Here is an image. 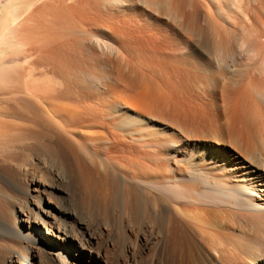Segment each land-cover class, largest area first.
Wrapping results in <instances>:
<instances>
[{
  "label": "rangeland",
  "instance_id": "374dc122",
  "mask_svg": "<svg viewBox=\"0 0 264 264\" xmlns=\"http://www.w3.org/2000/svg\"><path fill=\"white\" fill-rule=\"evenodd\" d=\"M104 1L28 0L20 2L0 0V13H3L0 16V26L2 25L0 27V84L9 82L11 84V78L14 77L12 82L28 86L38 96L46 95L54 99L58 97V100H63L62 102L66 104L77 105L79 103L80 106L90 104L89 100H86L87 94L84 91L87 85L97 88L102 94L105 93L104 95L109 99L112 98V92L106 89L109 85L116 87L115 90H118L119 95L121 91L133 96L132 100L136 108L128 110V113L138 119L135 126L137 130L143 126L149 129V147L165 149L166 146L167 150L163 153L168 159L170 168L173 167L175 171L183 168L184 178H191V174L186 170L194 169L198 174L203 173L201 175L210 174V179H214L216 175V179L220 181L223 179L222 183L227 182L230 185L228 188L233 199L231 198L232 200L228 201L230 203L227 202L225 206L236 216L233 219L235 223L227 229L231 234L239 236L247 232L252 233L250 227L254 223H261L250 217L264 215V185L261 183L264 180V145H262L264 138H262L263 141L254 139L260 145L255 144L257 147L253 154L246 155L250 159L243 158L244 152L232 145V139L233 131L244 133L246 129L241 127L242 123L236 122L233 116V118L230 117L228 112L230 104L241 96L244 85L250 87L251 91L254 88L253 83H249L251 77H264V66L261 69L252 68L251 62L249 63L246 59L252 52L248 44L244 43L243 30L251 27L252 24L251 15L249 17L245 11L246 1L241 0L243 1L241 4L240 0V2L238 0H122L120 5H115L110 0L103 3ZM71 3L74 4L71 5ZM259 13L258 17L262 21L264 9H261ZM243 16L247 18V21ZM35 21H37L36 24H34ZM47 24L54 26L48 27ZM61 25L65 26V29ZM40 26H45L46 30L43 29L40 32L41 30L37 29ZM34 27L36 30L33 29ZM219 38L224 41V46L220 49L214 46V42ZM227 40L230 41V45H227ZM225 52H229L231 57L229 58ZM231 67L234 68L231 69ZM203 72L205 75L208 73L210 78L212 77L207 84L208 87L198 80L200 75L205 76ZM149 82L158 86L165 95V108L146 107H151L149 94H146V92L149 93V88L144 90L142 86L144 84L149 86ZM248 84L253 87L251 88ZM0 101V105L14 104V100L9 99L7 95H0ZM115 104L118 107L116 115L124 113L123 103L119 100ZM173 122L186 123L192 129L200 127L206 129L207 132H212L219 127V134L216 136L223 144L215 143V138L211 136L198 138L200 136L189 135L187 137V134L181 132ZM251 129L254 130V127ZM262 133L264 137V131ZM156 135L159 137L157 138ZM240 137L242 141L243 134H240ZM158 144L159 147H157ZM25 154L29 161L21 165L15 176L5 171L1 174L8 180L16 179V182L22 183L21 186L16 185V187L22 195L26 196L30 209L36 213L40 198L43 204H46L47 200L54 204L60 202L57 196L62 195L63 191L52 189L49 186L52 181H62L61 183L68 191L69 186H67V180L59 165L46 157L42 151L26 150ZM32 176L45 182L42 190L44 192L41 194L30 189L26 190L27 184L24 180ZM175 176L180 177L176 174ZM217 184L220 185L218 182ZM234 187L240 190L237 195L245 199L247 204L238 201ZM67 190L64 193L66 202L70 203L77 213L81 210L78 215L88 219L89 211L79 206L77 197ZM26 193L29 196L25 195ZM7 209L12 213L16 222L22 218L23 209L21 207L13 206L12 208V205L8 203ZM52 210L55 211L56 206L53 205ZM55 213L58 214V209ZM106 218L99 217L93 225L92 231L97 232L96 240L92 245L93 249L81 248L80 241H77L75 246H70L68 241L65 243L59 241L55 243L57 246L54 245V249H57L67 260L73 263L79 261V264H171L166 260L167 256L163 253L162 245H159L160 241L158 234H155V228H149L148 225L143 224L141 226L143 234L128 221L120 222L119 225V221L115 218H107L110 221ZM75 221V218L68 219L70 227L76 223ZM121 225L125 230L121 229ZM31 226L33 235L40 237L41 241L48 239L49 230L36 222ZM97 226L99 229H96ZM23 230L28 231L29 229L25 227ZM87 234V232L84 233L83 237ZM197 234L192 235L197 245L198 258L195 264H221L218 260L220 248L208 245ZM0 240L6 243V238H0ZM106 241L109 242L108 247L104 245ZM59 245H63V248ZM99 246L102 248L96 254L95 250ZM32 248L34 247H28V244L24 246L21 264H45V261L56 257L54 252L48 255L46 247ZM27 254L30 260L26 259ZM7 259V256L4 257L1 264H11ZM247 263L250 264V261Z\"/></svg>",
  "mask_w": 264,
  "mask_h": 264
},
{
  "label": "bare ground",
  "instance_id": "6f19581e",
  "mask_svg": "<svg viewBox=\"0 0 264 264\" xmlns=\"http://www.w3.org/2000/svg\"><path fill=\"white\" fill-rule=\"evenodd\" d=\"M14 1L26 2L28 0ZM106 1L107 0L103 3ZM110 1L114 2L115 5L122 4V0ZM243 1H246L245 11H247L246 13L249 17L251 15L252 19L251 27L243 30L244 43L248 44L252 51L251 53L248 51L250 54H248L246 59L247 61L249 60V63L251 62L250 66L252 68L261 69L264 66V19L261 21L258 17V13L261 9H264V0ZM243 1L240 3L243 4ZM73 4L71 3V5ZM2 14L1 12L0 16ZM245 21H247V18ZM36 22L37 21H35L34 24H36ZM30 24L32 25V23ZM47 25L48 27L54 26L52 24ZM0 27H2V25ZM61 27H63V25H61ZM33 29H35V27ZM37 29L42 32L43 29L46 30V27L40 26V28ZM227 45H230L229 40H227ZM214 46L220 49L224 46V41L219 38V40L214 42ZM228 53L229 52L226 54L229 56ZM230 57L231 56H229V58ZM232 68L234 67H231V69ZM8 75H6L7 78ZM9 76L11 77V75ZM211 78L207 73L205 76L200 75L198 80L202 85L208 87L207 84ZM11 79L14 80V77ZM12 80L11 84L10 82L8 84H0V95H7L9 99L14 100L13 105H0V238H6V243L0 240V264L3 263L2 259L6 256L9 263L21 264V254L26 244H28V247L32 246L38 249L46 247L48 255L51 252L56 254L55 258L45 261V264H79V261L73 263L64 258L57 249H54V245L59 241L63 243L68 241L70 246H75V243L80 241L81 248L86 250L88 247L92 248L94 240H96L97 237V232L92 231L93 225L96 224V219L102 216L108 219L115 218L116 221H119V225L120 222L128 221L143 234L144 231L142 232L141 230L143 224L148 225L149 228H155V234H158L157 236L160 241L159 245L163 246H161L164 251L162 252L166 254V260L171 264L197 263V245H195L192 237L194 232L195 234L198 233L197 235H199L202 240H205L208 245L220 248L218 251L219 259H217L221 264H248L247 262L249 261L250 264H264V215H253V217H250L254 218L255 221L259 220L261 223H254V225L250 227L252 233L248 234L247 232V234L242 236L231 234L229 232L230 230L227 228L232 227V223H235L233 219L236 216L234 212L229 211L226 208L227 206H225L228 201L233 199V195L228 188L230 185L227 182L222 183L224 182L222 181L223 179L221 181L216 179V175V177L213 175L214 179H210V174L208 176L201 175L203 173L198 174L194 169L186 170L185 167L184 169L191 174L192 177L184 178L183 168H178L177 171H175L173 167L170 168L168 159H166V155L164 154V150H167L166 146L165 149H161L159 144L157 146L159 148L149 147V129L145 126L141 127L139 130L135 128L138 119L131 113H128V110H135L136 108L132 100L133 96L131 97L129 94L126 95V93L121 91L119 95L117 94L118 90H115L117 88L109 85L108 87L105 86L108 91L112 92V98L109 99L104 95L105 93L102 94L97 88L87 85L85 89H82L86 92V100H89L90 104L80 106L77 102V105H69L68 103L67 105L62 102L63 100H58V97L54 99L46 95L38 96L34 94L28 86H23L19 83L16 84L14 81L12 82ZM249 83H253L254 88L248 84L251 86L252 91L250 87L244 85L242 87L241 96L239 95L240 97L230 104L231 107L228 110L231 115L229 116H233L236 122L242 123L240 124L243 125L241 127L246 129L244 133H242L243 131H233L232 139V145L244 152L243 158L245 159L248 158V155L250 156L253 154L257 147L255 144H259L258 142L257 144L254 139L257 138L258 141H263L262 138H264L262 136V132L264 131V77L253 76ZM142 88L144 90L149 88V93L146 92V94H149L148 99L151 107H146H156L155 109L165 108L166 98L158 86L149 82V86L144 84ZM145 98H147V95ZM119 100L124 105V113L116 115L118 107L115 103ZM69 101L71 102V100ZM4 111L6 112L5 115ZM178 122L173 123L181 132L187 134V137L189 135L200 136L198 138L211 136L213 139L215 138V143L223 144L216 136L219 134L218 131L220 130L217 126L214 131L207 132L206 129L200 127L192 129V127L187 126L186 123ZM238 127L239 126H237V128ZM252 127H254V130L251 129ZM240 130H242V128ZM239 133L243 134L242 141ZM150 139L152 138L150 137ZM156 143L155 141V144ZM262 143V145H264V142ZM155 144L151 143V145ZM234 147L233 149L236 150ZM32 149L42 151L46 157L52 159L59 165L61 168L60 170H62L67 180L68 189L71 191L70 193L77 197V204L83 208L85 207L89 211L90 214L88 213V219L78 215L81 210L77 213L76 209H73L74 207L72 208L70 203L66 202L67 199L64 193L67 188L63 186L61 183L62 181L56 180L52 181L50 185L47 184L55 191L59 189L63 191L62 195L57 196L60 202H55L56 204H54V202L47 200L46 204H43L40 198L38 202V212L36 211L35 213L30 209L29 201L26 196L22 195L16 187V185L22 183L19 184L15 181L16 179L8 180L4 178V175L1 174L2 171H5L11 176L17 174L21 165L29 161L25 151ZM185 166L189 165L186 164ZM175 174L180 175V177L175 176ZM24 181H26L27 184L25 187L26 190L29 191L30 189L34 192L37 191L38 194L44 192L42 190L45 186V182H42L38 177H28V179ZM217 182L220 185H218ZM261 183L264 185V180H262ZM239 191V189L234 190L236 197ZM25 195L29 196L27 193ZM239 196L238 201L247 204L244 201L245 199L239 198ZM8 203L12 205V208L13 206H19L23 209L22 218L19 217L20 219H18L17 222L12 216V213L7 209ZM53 205L54 207L56 206V210L58 209V214L55 213L56 210H52ZM69 218H75L76 220V223L71 227L69 225L70 223L68 224ZM107 218L106 220H108ZM35 222L49 230L48 233L50 235L48 239L41 241L40 237L32 234L31 225ZM25 227H28L30 231L23 230ZM123 227L121 228L122 230L124 229ZM96 229H99V227L97 226ZM149 231L152 234V231ZM86 232L88 233L87 236L83 237V234ZM191 232H193V234H191ZM195 234L193 236H195ZM107 243L109 242L106 241L104 243L105 247L108 245ZM59 246L63 248V245ZM121 246H119V248ZM101 248L102 247L99 246V248L95 250L96 254H98ZM26 259H29L28 254ZM76 260H78V258H76ZM244 260H246V262H242Z\"/></svg>",
  "mask_w": 264,
  "mask_h": 264
}]
</instances>
